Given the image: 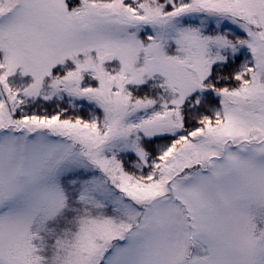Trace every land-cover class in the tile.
<instances>
[{
	"label": "snow or ice",
	"instance_id": "6c2138e0",
	"mask_svg": "<svg viewBox=\"0 0 264 264\" xmlns=\"http://www.w3.org/2000/svg\"><path fill=\"white\" fill-rule=\"evenodd\" d=\"M0 264H264V0H0Z\"/></svg>",
	"mask_w": 264,
	"mask_h": 264
}]
</instances>
